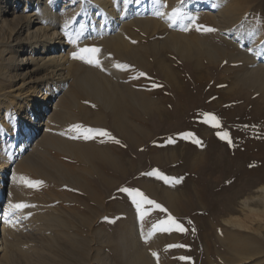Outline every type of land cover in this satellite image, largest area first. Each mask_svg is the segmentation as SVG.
<instances>
[{
	"label": "rangeland",
	"instance_id": "rangeland-1",
	"mask_svg": "<svg viewBox=\"0 0 264 264\" xmlns=\"http://www.w3.org/2000/svg\"><path fill=\"white\" fill-rule=\"evenodd\" d=\"M216 1L175 0V3L183 11L191 3L201 9L205 8L203 4ZM227 2L241 7L238 18L224 22L217 11L207 12L206 8V13L196 17V24L216 31H198L191 23L181 29L188 37L203 36L219 50L221 47L225 54L219 51L218 57L201 50L200 55L194 58L193 54L187 59L165 42H159L155 50L151 43L164 41L172 26L151 25L145 29L131 26L133 37L146 47L145 61L140 64L123 59L119 63L130 65L122 70V77L134 90L136 87L143 92L147 101L143 108L127 103L129 135L114 128L112 115L103 109V119L98 124L78 114L76 120L68 121L64 127L74 136L78 135L71 127L75 124L106 129L119 144L108 137L93 139L115 157V165L94 157L93 170L83 175L84 186L55 181L35 172L22 173L21 177L28 180L44 182L38 188H29L20 177L24 191L37 198L30 204L45 211L74 210L84 218L75 221L69 231L82 236L87 246L85 251L76 250L75 256L67 260L69 264H128L129 258L142 248L158 264H228L233 258H241L233 264H264V193L260 189L264 186V94L238 80L239 73L260 64L264 56V0ZM84 13L85 10L79 14L77 22ZM185 26L188 31L183 30ZM70 47V56L75 59L71 53L80 47L78 44ZM238 52L244 56L233 58L232 54ZM74 64L88 63L75 59ZM139 72L146 75L139 76ZM13 80H7L0 67V89L18 81ZM69 85L76 89L89 114L99 109L78 85L71 80ZM41 95L37 91L31 98L38 102ZM205 113L216 116L219 125L206 123ZM224 131L229 133L231 143L217 135ZM185 132L194 135L185 139L180 135ZM196 139L201 143H195ZM60 158L67 165L76 164L68 156ZM14 163L13 158L5 164L6 172ZM153 170L169 177V182L146 174ZM125 187L138 188L167 208L186 231L173 228L170 232H153L152 225L166 219L168 213L146 205L147 215L141 220L131 197L120 191ZM6 192L8 188L7 195ZM14 216L19 227L22 225V239L34 237L26 216L20 212ZM224 218L239 220L242 227L225 224L221 221ZM223 235L227 239H241L243 250L239 257L224 246L220 240ZM12 255L16 263L24 264L17 250Z\"/></svg>",
	"mask_w": 264,
	"mask_h": 264
},
{
	"label": "bare ground",
	"instance_id": "bare-ground-1",
	"mask_svg": "<svg viewBox=\"0 0 264 264\" xmlns=\"http://www.w3.org/2000/svg\"><path fill=\"white\" fill-rule=\"evenodd\" d=\"M194 4L183 11L179 9L186 17H197L206 9L207 12L215 10L224 22L242 14L241 7L231 5L227 0L205 3L206 9ZM179 6L175 0H0V67L7 80L18 79L11 87L0 89V264H18L12 255L15 250L24 264H69L67 260L75 256L76 250L85 251V239L69 231L75 221L84 218L74 210L45 211L39 205L30 204L37 198L24 191L20 177L23 172H35L55 181L84 186L83 175L93 170L94 157L107 164L115 163V157L97 140L74 139L64 127L78 114L98 124L103 119V109L112 115L114 128L129 135L127 103L143 108L147 101L143 92L136 87L134 90L122 77V69L114 67L123 59L145 61L146 47L131 34L132 25L142 29L151 25L172 26L164 41L151 43L155 50H158L159 42H165L187 59L190 55L195 58L201 50L208 56H219L221 47L219 50L209 43V39L182 33V27L190 23L187 18L171 23L168 17L172 15V9ZM83 10L86 13L77 22ZM158 11L163 15H156ZM77 34L76 44L80 48L94 44L101 49L99 59L103 70L90 64H74L75 59L71 58L68 49L76 45L71 38H76ZM105 50L111 54L104 53ZM243 54L238 52L232 57L240 59ZM260 60V64L239 73L238 80L264 94V56ZM69 80L93 99L99 109L89 114L76 89L67 86ZM37 91L42 92V98L34 102L31 97ZM61 156L72 158L76 164H65ZM13 158L15 163L6 172L8 166L5 164ZM9 179L12 180L7 186ZM260 189L264 193V186ZM17 203H26L30 207L16 211L12 205ZM18 212L26 216L34 237L22 239V225L19 227L14 216ZM5 214L15 227L5 222ZM230 220L224 218L221 221L242 227L241 221ZM220 238L227 249L238 257L241 255V239ZM240 259L233 258L228 264ZM128 264L158 263L142 248L129 258Z\"/></svg>",
	"mask_w": 264,
	"mask_h": 264
},
{
	"label": "snow or ice",
	"instance_id": "snow-or-ice-1",
	"mask_svg": "<svg viewBox=\"0 0 264 264\" xmlns=\"http://www.w3.org/2000/svg\"><path fill=\"white\" fill-rule=\"evenodd\" d=\"M181 3H182V0H181ZM155 14L156 15H163V13H161L159 11ZM168 18L172 24H176L177 21L183 22L187 18L190 21V23L196 27V29L198 31H200V30H202L204 32L216 31V29H214L212 27L200 26V25L196 24V19H197L196 17H186L184 14L181 13L179 8H173L172 9V15L169 16ZM65 27H67V25H65ZM183 30L188 31L189 27L185 26L183 28ZM78 39H79V34H77L76 38H71V42L73 44H76ZM133 43H135V41H133ZM249 50H251V49H249ZM100 52H101V49L97 46H85V47L78 48V50L72 52L71 55L75 59L84 60L88 64L94 65V66L101 68L103 70L101 60L99 59ZM114 67H116L118 69L126 70L130 67V65L118 63V64H115ZM145 75H146V73L139 72V76H145ZM204 116L206 118L205 119L206 123H214L216 126L219 125V120L216 116H214L210 113H205ZM71 127L75 132L78 133V135L73 137L74 139L83 138L85 140H91L95 136H100V137H108L109 139L114 140L115 143H117V144L120 143V141L116 140L115 137L111 136V133L108 132L106 129H101V128H95L94 129V128H90V127H84V126L79 125V124L72 125ZM180 135H182L185 139H188V138L192 137L194 134L191 132H185V133H181ZM217 135L221 139L228 140L229 143H231L230 136H229L228 132H226V131L217 132ZM169 142L171 143L173 141L170 139ZM194 142L197 144L201 143V141L199 139H196ZM146 174L147 175H155L159 179L164 180L166 183L169 182V177H167L163 173H160L158 170H153V171L146 173ZM172 179H175V178H172ZM21 180L29 188H38L39 186H41L44 183L42 180H28L25 177H21ZM120 191L127 193V195L129 197H131L132 203L136 206V209L140 214L141 220H144L146 215H147L146 210H145L146 205L147 206H154L155 209H160L161 211L168 213L167 208H163L155 200L149 199V197L146 196L144 194V192H142L138 188L125 187V188L120 189ZM12 207L14 210L18 211V210H22V209L30 207V205H28L26 203H17L15 205H12ZM29 215H30V213H29ZM4 219H5V222L9 223L10 226L15 227V224L12 223L11 219L9 218V216L7 214H5ZM105 219H107V217H105ZM173 228H175L177 231H181V232L186 231V229L183 227V225L180 224L176 220V218L171 215V213H168L166 219L159 220L158 222H156L152 225L153 232H170L173 230ZM148 235L150 236V235H152V233H149ZM145 239H148V236H145ZM178 246L182 247V245H168L169 248L178 247ZM153 255L155 256L156 253H153ZM181 259H188V258L181 257Z\"/></svg>",
	"mask_w": 264,
	"mask_h": 264
}]
</instances>
